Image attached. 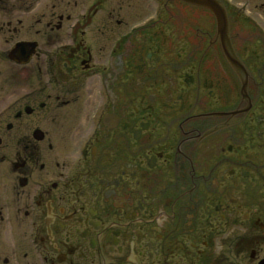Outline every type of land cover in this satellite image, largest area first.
Wrapping results in <instances>:
<instances>
[{"label":"flooded vegetation","instance_id":"af4514ba","mask_svg":"<svg viewBox=\"0 0 264 264\" xmlns=\"http://www.w3.org/2000/svg\"><path fill=\"white\" fill-rule=\"evenodd\" d=\"M0 264H264V0H0Z\"/></svg>","mask_w":264,"mask_h":264}]
</instances>
